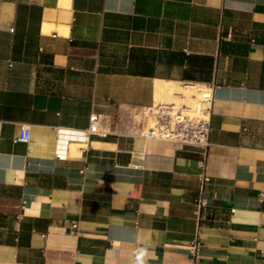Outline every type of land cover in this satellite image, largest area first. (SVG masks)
Listing matches in <instances>:
<instances>
[{"label": "crops", "instance_id": "obj_1", "mask_svg": "<svg viewBox=\"0 0 264 264\" xmlns=\"http://www.w3.org/2000/svg\"><path fill=\"white\" fill-rule=\"evenodd\" d=\"M198 82L217 85L199 264H264V0H0V264H189L200 155L137 120ZM92 113L108 135L58 158Z\"/></svg>", "mask_w": 264, "mask_h": 264}, {"label": "built area", "instance_id": "obj_2", "mask_svg": "<svg viewBox=\"0 0 264 264\" xmlns=\"http://www.w3.org/2000/svg\"><path fill=\"white\" fill-rule=\"evenodd\" d=\"M231 37V34L228 35ZM194 87V104L183 102L177 105L175 102H157L149 107H144L143 116L137 120V129L143 126L140 135L144 139L164 140L182 147H191L199 155L198 181L199 195L196 198V229L189 243V264H199V257L203 248L202 225L208 219L209 201L205 194L206 185L210 181L208 174V161L212 142L210 133L212 130V108L215 100L214 82L188 83ZM182 99H186L183 93H176ZM59 140L56 148L58 158H65L68 154V140L89 142L93 136L105 137L108 129L103 126V119L99 114L92 113L89 117V126L85 129H60ZM71 135L65 142L61 136ZM17 141L29 143L31 140V128L24 125L20 128L16 137ZM73 227H77L73 224Z\"/></svg>", "mask_w": 264, "mask_h": 264}, {"label": "bare ground", "instance_id": "obj_3", "mask_svg": "<svg viewBox=\"0 0 264 264\" xmlns=\"http://www.w3.org/2000/svg\"><path fill=\"white\" fill-rule=\"evenodd\" d=\"M165 84V83H164ZM169 86L170 85H159L158 86V88H157V93H158V100L160 101V100H162V99H164V95L165 94H169V97L167 98V100H164L163 102H175L177 105H180V104H182L183 102H187V101H193L194 102V98H192V94L193 93H195V89H194V87H192L191 86V84L190 85H188L187 87H182V88H179V93H183L184 95H186V98H187V101L186 100H184V98L182 99L180 96L178 97H171L172 96V94H173V92H172V90L171 89H169ZM178 87V86H177ZM176 96V95H175ZM188 104V103H187ZM188 105H191V104H188ZM63 136H67V137H69V136H71V135H68V134H65V135H63ZM63 136H61V141L62 142H64L63 140H62V138H63ZM80 148H82V145H80V144H77L76 146H75V149L77 150V149H80Z\"/></svg>", "mask_w": 264, "mask_h": 264}, {"label": "rangeland", "instance_id": "obj_4", "mask_svg": "<svg viewBox=\"0 0 264 264\" xmlns=\"http://www.w3.org/2000/svg\"><path fill=\"white\" fill-rule=\"evenodd\" d=\"M169 89H171L172 90V92H173V90H175L174 92H176V91H178V89L177 88H173V87H169ZM173 92V93H174ZM179 93V92H178ZM164 100H167V99H162V101H164ZM195 102V101H194ZM194 102L192 101H187V103L188 104H194ZM143 113H144V111L143 110H140V111H138V114H139V116H138V119H140L142 116H143ZM158 141H164V140H158Z\"/></svg>", "mask_w": 264, "mask_h": 264}]
</instances>
